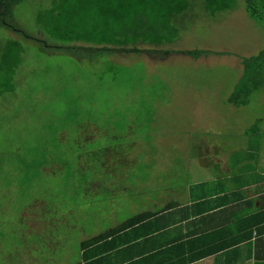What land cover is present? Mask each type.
<instances>
[{
  "label": "rangeland",
  "instance_id": "1",
  "mask_svg": "<svg viewBox=\"0 0 264 264\" xmlns=\"http://www.w3.org/2000/svg\"><path fill=\"white\" fill-rule=\"evenodd\" d=\"M137 1L23 0L14 19L36 40L0 29V264H76L84 240L166 205L206 158H264V89L229 103L264 23L245 0ZM103 38L229 54L53 48Z\"/></svg>",
  "mask_w": 264,
  "mask_h": 264
},
{
  "label": "crops",
  "instance_id": "2",
  "mask_svg": "<svg viewBox=\"0 0 264 264\" xmlns=\"http://www.w3.org/2000/svg\"><path fill=\"white\" fill-rule=\"evenodd\" d=\"M232 159L206 158L202 175L155 210L171 222L166 238L216 249L191 264H264V158Z\"/></svg>",
  "mask_w": 264,
  "mask_h": 264
},
{
  "label": "trees",
  "instance_id": "3",
  "mask_svg": "<svg viewBox=\"0 0 264 264\" xmlns=\"http://www.w3.org/2000/svg\"><path fill=\"white\" fill-rule=\"evenodd\" d=\"M144 1L146 0L137 1L136 3L139 4L136 5L142 6ZM22 2L23 0H0V29L5 28L8 31L21 34L28 39H34L21 30L14 19V9ZM245 3L249 16L264 23V0H245ZM205 4L207 5V3ZM191 7L192 5L190 8ZM186 13L187 11L183 9L171 15L172 24L175 28L177 18L186 15ZM134 27L135 30L137 27ZM134 32L135 33H130L132 37L137 35L136 31ZM139 33H142V31ZM136 40H138V37ZM99 43H109V45L111 44L116 47H102V45L99 47L56 45L53 48L66 50L70 53H79L82 51L84 56L91 57L96 55L111 56L116 53L139 54L146 52L150 55H159L163 57L172 53H177L199 59L203 56L209 57L211 55L229 54L221 52L216 53L210 50L140 49L138 47H123L122 45L127 42H113L106 38H103ZM241 63L243 74L229 98V103L236 107L248 105L251 98L264 89V49L260 50L255 55L243 57ZM105 153L108 152L105 151ZM96 183V188L99 185L106 186L102 183ZM93 184H95V182H93ZM90 188L88 191L90 190L93 192L94 190ZM170 224L171 222L167 220L164 213L154 211L140 213L119 224L117 227L84 240L81 243L80 260L76 264H191L209 256L216 250L208 248L204 251L202 250L203 244H195V240L192 246L186 247V244L181 242L182 239L176 238L172 241L166 238ZM163 234L165 238L162 236Z\"/></svg>",
  "mask_w": 264,
  "mask_h": 264
}]
</instances>
